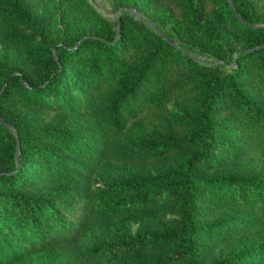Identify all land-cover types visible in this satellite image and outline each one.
<instances>
[{
	"label": "trees",
	"instance_id": "obj_1",
	"mask_svg": "<svg viewBox=\"0 0 264 264\" xmlns=\"http://www.w3.org/2000/svg\"><path fill=\"white\" fill-rule=\"evenodd\" d=\"M183 1L190 22L211 23L217 43L223 46L219 18H204L200 0ZM238 10L246 17L242 8ZM8 11L0 8V21ZM141 27L124 47L119 45L121 38L115 41L92 35L82 36L77 47L55 44L45 53L42 79L22 84L36 105L62 108L64 104L58 102L57 106L52 98L66 83L69 66L65 60L78 55L79 50L87 52L89 79L81 104L89 106L96 133L81 130L80 134L82 124L74 126L76 133L68 132L25 110L12 119L0 110V142H8L1 152L5 167L0 169V185L5 193L0 197L15 207L17 232H24L23 226L38 230L42 235L37 239L27 233L29 249L53 245L65 253L68 264H107L118 259L122 264H264V240L257 238L264 227V176L212 174L207 169L220 157L223 129L245 143L253 140L264 144V96L257 98L238 80L247 71L264 87V44L238 53L239 57L251 54L252 66L224 70L223 63L213 65L206 75L201 104L194 111L197 133L170 140L157 134L143 135L136 144L113 152L112 141L125 135L129 122L144 117L163 101L186 99L201 83L203 67L191 51L216 55L204 43L188 42L178 47L170 35ZM2 29L7 32L4 26ZM122 64L133 69L132 81H126ZM16 77L12 70L0 74V103L10 94L5 81ZM230 102L241 109L242 116H224ZM82 135L86 143L75 152L73 143ZM227 143V156L244 153V147L234 150L230 141ZM174 150L184 154L172 170L143 174L122 183L91 185L95 165L111 156L135 161ZM123 193L127 196L108 201ZM140 213L164 215L166 220L156 232L96 241L81 249L78 236L94 223ZM251 234L256 237L254 244L244 247ZM3 236L0 232V263L12 264L23 252L16 239L6 242ZM144 247L157 253L131 262Z\"/></svg>",
	"mask_w": 264,
	"mask_h": 264
},
{
	"label": "rangeland",
	"instance_id": "obj_2",
	"mask_svg": "<svg viewBox=\"0 0 264 264\" xmlns=\"http://www.w3.org/2000/svg\"><path fill=\"white\" fill-rule=\"evenodd\" d=\"M199 4L204 18H219L224 33L223 46L217 43L215 29L211 23L195 25L190 22L187 17L188 8L183 0H0V8L9 10L7 17H2L0 21V74L12 70V74L17 75L16 79L9 82L8 78L5 81V84L10 86V94L1 101L0 110L12 119L18 111L25 110L37 114L45 124L68 132L76 133L74 126L82 124L80 134L81 130H87L90 135L96 133L98 128L89 118V106L81 104L89 79L87 72L90 63L87 52L79 50L78 55L65 60L69 66L66 83L60 88V93L52 98L57 102V106L63 103L65 107L36 105L37 101L28 95L23 85H28V80L37 83L42 79L45 53L50 48H55V44L77 47L82 41V36L92 35L115 41L121 38L119 45L124 47L134 31L143 26L156 30L161 36L170 35L171 42L178 47L188 42L204 43L216 55L191 51L192 56L198 59L203 67L204 79L201 83L195 85L186 99L177 97L163 101L159 106L149 109L144 117L129 122L125 135L112 141L113 152L127 144H136L143 135L157 134L170 140L197 133L194 111L195 107L201 104L206 75L213 65L223 63L224 70H230L232 66L237 65L242 69L252 66L251 54L239 57L238 53L253 50L264 44V0H200ZM239 8H242L246 17L240 15ZM9 18L13 22H8ZM245 22L258 26V29L247 28ZM3 26L7 28V32L3 33ZM121 71L125 74L126 81L133 80L134 72L129 64H122ZM238 80L257 98L264 96V87L260 81L251 77L247 71H243ZM73 83H77L76 87ZM47 98L50 96L47 95ZM223 113L224 116L243 115L241 109L234 104L227 107ZM8 126L17 134L12 122H9ZM221 134L225 135L222 136L223 143L219 149L220 157L210 163L207 168L209 173L264 176L263 143L253 140L245 143L242 139L231 136L230 131L225 129L221 130ZM85 140V135L79 137L73 143V151L78 152L86 143ZM229 141L234 150L239 146L244 147V153L230 156L224 154L229 146L226 142ZM6 145L8 142H0V169L5 167L1 152ZM183 154V150H174L135 161L117 160L111 156L95 165L90 178L91 185L95 188L122 183L143 174L172 170ZM4 193L5 189L0 185V196ZM125 196L127 194L123 193L109 198L108 201L111 203ZM14 208L10 201L0 197V232L4 235L3 240L9 242L11 237L14 241L16 239L23 252L15 257L12 264H68L65 253L53 245L39 247L33 251L29 249L27 233L34 239L40 238L42 233L38 230L30 231L29 227L24 226V232H17L19 221ZM165 220L164 215L121 214L114 220L96 222L83 230L78 236L80 247L85 250L96 241L110 242L153 233ZM258 236L259 240H264V227ZM255 240L256 237L251 234L243 246H251ZM156 253L154 248L144 247L135 253L131 262L147 259ZM107 264H122V260L110 261Z\"/></svg>",
	"mask_w": 264,
	"mask_h": 264
}]
</instances>
